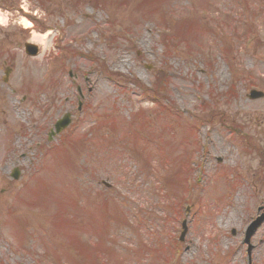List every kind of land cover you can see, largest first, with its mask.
I'll return each mask as SVG.
<instances>
[{
    "label": "rangeland",
    "instance_id": "1",
    "mask_svg": "<svg viewBox=\"0 0 264 264\" xmlns=\"http://www.w3.org/2000/svg\"><path fill=\"white\" fill-rule=\"evenodd\" d=\"M0 22V264H264V0H0Z\"/></svg>",
    "mask_w": 264,
    "mask_h": 264
},
{
    "label": "water",
    "instance_id": "2",
    "mask_svg": "<svg viewBox=\"0 0 264 264\" xmlns=\"http://www.w3.org/2000/svg\"><path fill=\"white\" fill-rule=\"evenodd\" d=\"M29 46H31V45H29ZM33 47V46H32ZM28 52L30 53V54H36L37 53V48L36 47H33V49H29L28 50ZM262 94L260 93V92H254L253 93V97H258V96H261ZM67 122H68V120L65 118V119H63L62 121H60V122H58L57 123V129H58V131L60 130V129H62L63 127H65L66 126V124H67ZM18 175L16 174L15 175V177H17ZM259 221H261V218H260V220ZM259 223V222H258ZM255 228H256V226L254 225L253 227H251V230L249 231V235H251L252 233H253V231L255 230Z\"/></svg>",
    "mask_w": 264,
    "mask_h": 264
},
{
    "label": "bare ground",
    "instance_id": "3",
    "mask_svg": "<svg viewBox=\"0 0 264 264\" xmlns=\"http://www.w3.org/2000/svg\"><path fill=\"white\" fill-rule=\"evenodd\" d=\"M45 38H46V34L45 35H42V36L35 37V40L38 41V42H40V43H42V44L44 43V45H45V40H46Z\"/></svg>",
    "mask_w": 264,
    "mask_h": 264
}]
</instances>
